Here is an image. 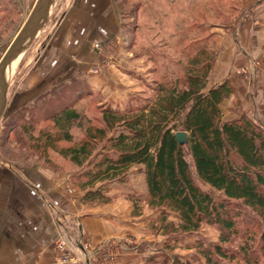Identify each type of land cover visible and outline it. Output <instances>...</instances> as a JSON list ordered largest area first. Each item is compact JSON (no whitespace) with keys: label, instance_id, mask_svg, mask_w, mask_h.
Listing matches in <instances>:
<instances>
[{"label":"trees","instance_id":"1","mask_svg":"<svg viewBox=\"0 0 264 264\" xmlns=\"http://www.w3.org/2000/svg\"><path fill=\"white\" fill-rule=\"evenodd\" d=\"M226 17L223 13L219 27L237 24L239 17L233 22ZM212 37L196 40L195 51L180 73L154 80L153 95L141 104L129 102L122 110L96 106L100 116L79 126L80 140L73 141L70 133L80 117L73 102L47 108L44 112L49 114L44 116L51 127L35 137L33 115L27 122L22 120L26 108L11 119L16 118L21 133H28L29 143L47 164L50 149L82 168L73 177L82 192L81 203H108L105 185L124 183L129 169L141 165L146 195L126 197L134 208L139 202V208L158 212L160 235L195 233L207 225L217 230V241L192 246L205 264H263L264 124L243 113L222 119L220 105L235 89L229 80L207 88L216 60L207 45ZM179 132L187 134L185 142H177ZM9 139L6 134L4 143ZM214 192L222 198L216 199ZM132 215L139 213L133 210ZM169 216L172 220L167 221ZM170 264L185 263L172 258Z\"/></svg>","mask_w":264,"mask_h":264},{"label":"rangeland","instance_id":"2","mask_svg":"<svg viewBox=\"0 0 264 264\" xmlns=\"http://www.w3.org/2000/svg\"><path fill=\"white\" fill-rule=\"evenodd\" d=\"M112 1L117 9L121 30L117 35H113L102 43L98 51L99 58L89 66L88 73L103 75L107 70L112 69L126 74L130 81L134 82L133 84H137L135 87L138 86L139 89L127 92L129 100L127 102L126 99L124 100L120 110L125 108L129 102L141 104L145 99L151 97L154 80L161 81L167 77L178 75L195 51V45L192 44L196 40L201 39L197 42H202V38L213 34V37L207 42L208 48H210L214 42L215 29L219 28V24L224 23L222 21L223 13H227L228 17L226 18L229 22H233L235 17H239L236 25L226 28L231 30L245 19L251 8L243 9V0ZM74 2L75 0H56L46 22L38 34L27 43L12 75L7 80L6 105L8 102L9 104L4 109V115L0 120V157L5 160L16 163L27 157H34L49 167L56 166L63 172H70L73 169L79 171L82 168H76L50 149L47 151L50 164H47L44 158L38 157L33 144L29 143L28 133H21L19 125L15 123L17 116L25 108V111L22 112L23 122H27L31 114L33 115L34 131L32 136L35 137L38 131L48 130L51 127L49 119L44 116V113L49 114V111L44 112L47 108L55 106V104L61 105L62 103L63 106L73 102L71 104L80 117L73 121L70 133L73 141H77L82 136V129L79 126L84 127L87 121L92 122L95 117L100 116L99 110L96 109V106H100L99 103H102L103 107L110 108H113L112 105H116V102L120 103L121 95L118 90H116L118 101H114L112 98V100L109 99L103 103L102 93H93L86 89L76 93L74 82H71L29 100L27 107H23L7 119L5 118L7 109L15 95L20 94L22 90L33 84V79H29L30 72L37 65L36 61L44 43V36L56 29L57 24L65 12L71 10ZM260 3L264 4V0H260L254 5ZM0 5L10 6V0H0ZM13 14L10 13L3 19L0 17V59L30 16L24 21L23 14L19 12L15 16ZM189 45L192 47L185 49ZM124 80L126 81L127 78L125 77ZM126 83L129 84L128 81ZM57 106L59 107V105ZM115 108L119 109V107ZM11 117L16 118L11 119ZM6 134L10 135V139L4 143ZM59 144L67 146L62 142ZM105 189L108 190L106 195L108 203L98 202L95 205L87 206L99 208L98 212L103 210L106 216H110L111 236L92 242L90 237L85 239L79 234L73 237L71 243L70 239H67V235L62 234L63 236H59L56 241H61L68 252L64 264H163L166 260H169L168 264H170L172 258H177L185 264H205L203 258L192 246L195 242H202L205 246L216 242L218 232L215 228L202 225L195 233L163 237L156 230L158 212L151 211L145 206L139 208V202L134 208L133 202L127 199L126 196L144 198L146 195L141 165H134L129 169L124 183L106 184ZM213 194L216 199L222 198L220 193L214 192ZM133 210L139 215L133 216ZM166 220L170 221L172 217L169 216ZM166 246L173 247V250L170 251ZM54 253V264H56L61 253L57 249L54 250ZM147 258L151 259L147 260ZM262 263L264 264V261Z\"/></svg>","mask_w":264,"mask_h":264},{"label":"crops","instance_id":"3","mask_svg":"<svg viewBox=\"0 0 264 264\" xmlns=\"http://www.w3.org/2000/svg\"><path fill=\"white\" fill-rule=\"evenodd\" d=\"M259 1L243 0V9L251 7L245 19L231 30L219 27L214 32L210 50L216 60L207 88L229 80L235 89L220 105L224 121L243 113L264 124V4L254 5ZM36 3L10 0V6L0 5V17L19 12L25 21ZM120 30L112 0H75L56 29L44 36L37 65L30 72L33 84L15 95L5 118L27 107L29 100L71 82L76 93L83 89L102 93L103 103L112 98L118 101V90V106L109 103L122 108L129 100L127 92L137 91V84L112 69L103 75L88 73L89 66L99 58L102 43ZM257 61L262 65L254 67ZM74 172L79 173L75 169L55 170L34 157L16 163L0 157V264H54L53 244L62 234L71 243L79 234L92 242L111 236L110 216L80 202L82 195L73 184Z\"/></svg>","mask_w":264,"mask_h":264},{"label":"water","instance_id":"4","mask_svg":"<svg viewBox=\"0 0 264 264\" xmlns=\"http://www.w3.org/2000/svg\"><path fill=\"white\" fill-rule=\"evenodd\" d=\"M52 0H37L36 6L30 14L24 26L19 30L15 38L7 47L0 59V117L6 106L7 80L5 77V66L8 61L19 51H21L28 42H30L41 30L46 22L51 9ZM177 142H185L187 134L179 132L175 134Z\"/></svg>","mask_w":264,"mask_h":264},{"label":"bare ground","instance_id":"5","mask_svg":"<svg viewBox=\"0 0 264 264\" xmlns=\"http://www.w3.org/2000/svg\"><path fill=\"white\" fill-rule=\"evenodd\" d=\"M54 4H55V0H52V4H51V9L54 7ZM24 48L17 52L9 61L8 63L6 64L5 66V77H6V80H8V78L10 77L11 73L13 72V70L15 69L16 67V64L18 63L19 59H20V55L22 54Z\"/></svg>","mask_w":264,"mask_h":264},{"label":"built area","instance_id":"6","mask_svg":"<svg viewBox=\"0 0 264 264\" xmlns=\"http://www.w3.org/2000/svg\"><path fill=\"white\" fill-rule=\"evenodd\" d=\"M262 64L260 63V61H257L254 63V67H259L261 66ZM263 66H264V62H263ZM54 248L57 249L59 251V253H61V257L60 258H57V261H56V264H64V261H66L67 258L66 257V254H68L67 250H65V248L63 247V244L62 242L60 241H56L54 243ZM64 257V258H63ZM63 258V259H62ZM78 260V259H77ZM88 264V263H86Z\"/></svg>","mask_w":264,"mask_h":264}]
</instances>
